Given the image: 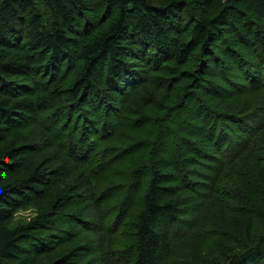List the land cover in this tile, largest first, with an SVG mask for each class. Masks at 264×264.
Masks as SVG:
<instances>
[{
  "label": "trees",
  "instance_id": "trees-1",
  "mask_svg": "<svg viewBox=\"0 0 264 264\" xmlns=\"http://www.w3.org/2000/svg\"><path fill=\"white\" fill-rule=\"evenodd\" d=\"M0 264H264V0H0Z\"/></svg>",
  "mask_w": 264,
  "mask_h": 264
},
{
  "label": "rangeland",
  "instance_id": "rangeland-1",
  "mask_svg": "<svg viewBox=\"0 0 264 264\" xmlns=\"http://www.w3.org/2000/svg\"><path fill=\"white\" fill-rule=\"evenodd\" d=\"M25 133L30 135L35 140H41L43 142V132L41 130L37 129L36 127L31 126L27 131H25ZM16 141L19 142L18 140H16ZM44 158H45L44 163H46L49 166V168L52 170L54 167V164H53L54 152L51 150H48V152L44 153ZM42 203L44 204L45 201H43ZM69 207L70 206H67V207L61 206L62 209H66ZM76 209L77 208H72L69 211L74 212V211H76ZM55 210L57 211V209H55ZM37 214H38V207L36 205L29 204L26 208L19 210L15 213L14 218H13L14 219L13 223H14V225H19L20 223H22V224L26 223V222L30 221L32 218H35V216H37ZM79 214L80 213H78V216H79ZM56 251H57V249H56ZM55 252H53V253H55ZM48 256H50V255H48ZM44 257H46V256H44Z\"/></svg>",
  "mask_w": 264,
  "mask_h": 264
}]
</instances>
